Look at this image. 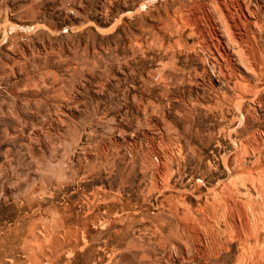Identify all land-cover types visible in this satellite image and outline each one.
<instances>
[{
    "label": "rangeland",
    "instance_id": "rangeland-1",
    "mask_svg": "<svg viewBox=\"0 0 264 264\" xmlns=\"http://www.w3.org/2000/svg\"><path fill=\"white\" fill-rule=\"evenodd\" d=\"M263 58L264 0H0V264H203L214 241L235 264L264 190L223 159L241 147L252 166L260 150L263 171ZM201 180L236 188L199 243L184 220L189 207L200 225L198 201L181 199Z\"/></svg>",
    "mask_w": 264,
    "mask_h": 264
},
{
    "label": "bare ground",
    "instance_id": "bare-ground-1",
    "mask_svg": "<svg viewBox=\"0 0 264 264\" xmlns=\"http://www.w3.org/2000/svg\"><path fill=\"white\" fill-rule=\"evenodd\" d=\"M224 5V4H223ZM232 16V15H231ZM232 18V17H231ZM245 18H246V16H245ZM234 19V18H233ZM237 19V18H236ZM248 19V18H247ZM196 23L198 22L197 20L195 21ZM234 22H238V21H234ZM195 23V24H196ZM199 23V22H198ZM197 25H199V24H197ZM197 28H199V27H197ZM237 28V27H236ZM200 29V28H199ZM201 29H202V27H201ZM234 29V28H233ZM241 29V28H240ZM248 29V28H247ZM203 30V29H202ZM206 31V30H205ZM205 31H204V34H205V36H206V33H205ZM241 31V30H240ZM243 31V30H242ZM202 32V31H201ZM200 32V33H201ZM234 32H236V29H235V31ZM218 33V32H217ZM240 32L238 31L237 32V34H239ZM202 34H203V32H202ZM210 34H212V33H210ZM232 34V33H231ZM236 34V35H237ZM241 35V34H240ZM233 36V35H232ZM244 36V35H243ZM250 36V35H249ZM207 37H208V34H207ZM236 37V36H235ZM246 39L248 38V37H245ZM209 39V38H208ZM231 39V38H230ZM251 40H253L252 38H251ZM231 41H233V39L231 40ZM246 42H248V41H246ZM250 42V41H249ZM252 42V41H251ZM250 44V43H249ZM252 44V43H251ZM254 44V43H253ZM253 44H252V46H253ZM248 45V44H247ZM249 46V45H248ZM253 49V48H252ZM251 49V50H252ZM258 50V49H257ZM264 59V58H263ZM221 68H223V67H221ZM207 69V68H206ZM205 69V70H206ZM208 70V69H207ZM223 70H225V68L224 69H222L221 70V72L223 71ZM226 73H227V71H225ZM225 73V74H226ZM228 75H229V73H227ZM226 74V75H227ZM253 73H251V75H252ZM225 75V76H226ZM228 77V76H227ZM231 76H229V78H230ZM227 80V79H226ZM229 80V79H228ZM238 83H237V85H240V82L239 81H237ZM242 86H244L243 87V89H244V91H245V89L247 90V89H250V87L249 88H247L245 85H243V84H241ZM248 86V85H247ZM238 87V86H237ZM239 88L240 89H242L240 86H239ZM243 89H242V91H243ZM215 90V89H214ZM253 90V89H252ZM259 90V89H258ZM239 91V90H238ZM243 91V92H244ZM249 90H247V92H248ZM251 91V90H250ZM255 91V90H254ZM253 91V92H254ZM261 91V90H260ZM251 93V92H250ZM255 93V92H254ZM258 94V93H257ZM257 94H256V97H257ZM240 95V94H239ZM239 104H241V103H239ZM241 106V105H240ZM242 108V107H241ZM235 132V131H234ZM235 134H238V133H235ZM231 135H232V133H231ZM258 135V134H257ZM261 137H262V135H261ZM256 140H258V138L259 137H257L256 136ZM254 139V138H253ZM242 140V139H241ZM262 140V139H261ZM238 141H240V140H238ZM255 141V140H254ZM241 142V141H240ZM258 142V141H257ZM260 142H264V141H260ZM260 142H258V143H260ZM242 143V142H241ZM245 143V142H244ZM246 144V143H245ZM247 145V144H246ZM260 145H261V143H260ZM260 145H258L257 144V146H259L260 147ZM242 146H243V144H242ZM251 146V145H250ZM250 146H249V150L251 149L250 148ZM253 146V145H252ZM257 146H255V147H257ZM262 146V145H261ZM264 146V145H263ZM244 148H245V146H244ZM262 148V147H261ZM246 149V148H245ZM252 149H253V147H252ZM251 149V150H252ZM257 149H259L258 147L257 148H255L254 150H257ZM264 149V148H263ZM262 149V150H263ZM170 150V149H169ZM175 150V152H178V151H176V149H174ZM248 150V149H247ZM171 151V150H170ZM155 152V151H154ZM184 152H185V148L184 147H182L181 149H180V153H179V156H180V159L178 160L177 158V155H175V154H173V155H175L177 158H175V159H177L178 161H179V163H178V172H179V176H180V178H181V180H182V184H184V180H183V175H182V169L183 168H185L186 166V160H187V158H186V156H185V154H184ZM236 152V151H235ZM249 152V151H248ZM248 152H244L243 151V149L240 147V149L239 150H237V152L235 153V157L232 159V160H230V159H228L227 160V157L225 158V159H223V164H224V167H225V169L227 170V173L228 174H231L232 175V173L234 174V173H239V172H241V174H239L240 175V178H241V180H240V178H238L239 180H240V186L242 187V188H245V189H247L248 187L247 186H251L252 188H255V191L257 190L258 192H256V193H262L263 192V190H264V179L262 178V176L264 177V168H263V171H260L259 169H260V167H261V164H260V162L262 161V153H261V151L259 150V151H257V154H259V157H256L257 159L255 160V162L253 163V165L252 166H249L248 165V163H247V161L245 160L246 159V155L245 154H247ZM256 152V151H255ZM255 152H253V153H255ZM166 153H167V151H166ZM169 153V152H168ZM167 153V154H168ZM172 153V152H171ZM250 153V152H249ZM163 155H164V153H162ZM251 154H252V152L250 153V155L249 156H251ZM256 154V153H255ZM263 154H264V152H263ZM173 155H171L172 157H173ZM245 155V156H244ZM248 155V154H247ZM254 155V154H253ZM156 156V155H155ZM161 156V155H160ZM162 157V156H161ZM166 157V156H165ZM170 157V156H169ZM161 159V158H160ZM174 159V160H175ZM250 159V158H249ZM164 160H165V158H164ZM253 160V159H252ZM264 160V159H263ZM163 161V160H162ZM178 161H176V162H178ZM164 163H165V161H163ZM175 162V161H174ZM249 162V161H248ZM166 164V163H165ZM167 164H169V162L167 163ZM172 163H170V165H171ZM262 164H264V163H262ZM162 165V164H161ZM185 167H184V166ZM264 166V165H263ZM262 166V167H263ZM163 168H165V167H163ZM172 168V167H171ZM159 169V168H158ZM157 169V170H158ZM173 169V168H172ZM171 169V170H172ZM260 171V172H256V171ZM262 170V169H261ZM159 171V170H158ZM161 171V170H160ZM163 171V170H162ZM161 171V172H162ZM169 169H168V173H169ZM157 172V171H156ZM172 172V171H171ZM170 172V173H171ZM168 173H166V174H168ZM242 173H244V176L243 177H241V175H242ZM157 174V173H156ZM159 174V173H158ZM176 175L175 174V172L174 173H172V176H174V175ZM160 175V174H159ZM165 175V174H164ZM257 175V176H256ZM162 177H164L163 176V173H162V175H161ZM167 176V175H166ZM170 176V175H169ZM154 177V176H153ZM156 177V176H155ZM155 177H154V179H155ZM170 178H171V176H170ZM174 178V177H173ZM156 179L157 180H159L157 177H156ZM160 180H162V178L160 179ZM164 180H166L165 179V177H164ZM167 180H168V177H167ZM156 181V180H155ZM155 181H154V183H155ZM163 181V180H162ZM174 181V180H173ZM159 182V181H158ZM235 181H233V183H234ZM237 182V181H236ZM160 183V185H161V189L163 188H165L166 189V191L169 189H167L166 187H168V186H170V183L169 182H166V183H163V184H161V181L159 182ZM231 183V182H230ZM156 184V183H155ZM196 184V186H195V190L194 191H190V192H188L189 190H187V192L186 193H184V195H185V197L184 198H182L181 199V201L184 203L185 201H186V199H196L197 201H198V204L197 203H195V204H193L194 206L197 204V206H198V208H197V211L199 212L198 214H200L201 216H202V219H200L199 220V224L200 225H196V217H193V215H192V212H191V210H190V208L188 207V209H186L185 208V206H184V208L187 210V212H186V214L184 215V214H182V215H184V220H185V222H187V227H188V229H190L191 231H193L194 232V234L196 233V239H195V241H197V242H199L200 243V235H198V234H200L199 232V228H202V227H200L201 226V224L203 225V223H200V221L202 222V220L203 221H205V222H214L213 220H212V218L209 216V213H210V211L212 210L213 211V213H215L216 214V210H215V208H216V206H220L222 203H221V201H223V200H225L227 203H224V204H229L230 205V203H232L233 202V187H234V190H235V188H236V186H233V184H224L223 186H222V188L220 187L219 189H216V188H214V189H210V188H208L209 187V181H206V180H201V181H199L198 183H195ZM219 184H220V182H219ZM223 184V183H222ZM239 184V183H238ZM158 184H156L155 186H157ZM234 185H236V183L234 184ZM154 186V189H156V187ZM159 186V185H158ZM182 186V185H181ZM216 186V185H215ZM221 186V185H220ZM239 186V185H238ZM237 186V187H238ZM152 187V186H151ZM173 187V186H172ZM218 187V186H217ZM182 188V187H181ZM180 188V189H181ZM239 188V187H238ZM241 188V189H242ZM251 188V189H252ZM173 189V188H172ZM179 189V190H180ZM171 190V189H170ZM192 190V189H191ZM204 190H207V195L206 196H209L210 195V198L209 197H205L204 195H203V193H204ZM239 190V189H238ZM248 190V189H247ZM253 190V189H252ZM163 191V190H162ZM161 190H160V197L161 198H166L165 197V194H164V191L162 192ZM173 191H174V189H173ZM181 191V190H180ZM179 191V192H180ZM184 191V190H183ZM186 191V190H185ZM249 191V190H248ZM251 191V190H250ZM170 192V191H169ZM177 191H175V193H176ZM238 192V191H237ZM240 192V191H239ZM238 192V193H239ZM168 193V192H167ZM237 193V195L239 196V194ZM246 193V192H245ZM248 193V192H247ZM254 193V192H253ZM242 194V193H241ZM240 194V196L241 197H244V195L242 196ZM250 194V193H249ZM157 195V194H156ZM167 195V194H166ZM172 195V194H171ZM170 195V196H171ZM179 195V194H178ZM182 195V194H181ZM247 195V194H246ZM250 195H253L252 193L250 194ZM259 195V194H258ZM261 195V194H260ZM148 196H149V194H148ZM169 196V195H168ZM169 196V197H170ZM173 196V195H172ZM171 196V197H172ZM248 196V195H247ZM246 196V197H247ZM257 196V195H256ZM249 197V196H248ZM255 197V196H254ZM254 197H252V198H254ZM175 198V197H174ZM235 198V197H234ZM236 198H238V197H236ZM235 198V199H236ZM252 198H250L251 200H253ZM262 198V197H261ZM166 199H169V198H166ZM172 198H170V200H171ZM235 199H234V203L236 204L237 202H235ZM239 199V198H238ZM241 199V198H240ZM249 199V198H248ZM247 199V200H248ZM256 199L258 200V198L256 197ZM178 200V199H177ZM257 200H254L255 202L257 201ZM261 199H259V201H260ZM264 200V199H263ZM238 201V200H237ZM166 202V201H165ZM188 202V201H187ZM186 202V203H187ZM224 202V201H223ZM241 202V201H240ZM251 202V201H250ZM262 202H264V201H262ZM238 203H239V201H238ZM247 203V202H246ZM259 203H261V202H259ZM157 204L158 205H156L157 207H158V209H159V213L158 214H156V217L159 219V221H162L163 222V216H164V202L163 201H160V200H157ZM180 204H182L181 202H180ZM180 204H178L176 201H172L171 203H170V211L173 213V215H175L177 218H179V215H180V213H179V206H180ZM188 204V203H187ZM243 204V203H242ZM241 204V205H242ZM248 204V203H247ZM252 204V203H251ZM254 204H256V203H254ZM253 204V205H254ZM192 205V204H191ZM190 205V206H191ZM240 205V204H239ZM244 205V204H243ZM243 205L241 206V207H243ZM250 205V204H249ZM248 205V206H249ZM259 205V204H258ZM232 206V205H231ZM257 205H255L254 206V208L256 207ZM260 206V205H259ZM181 207H182V205H181ZM187 207V206H186ZM230 207V206H229ZM236 208H237V206H235ZM234 207V208H235ZM239 207V206H238ZM261 207V206H260ZM166 208V207H165ZM219 208L220 207H218L217 209L219 210ZM221 208H223L224 209V211H226L227 210V207L225 206V207H223V206H221ZM225 208H226V210H225ZM233 208V207H232ZM258 208V207H257ZM229 209V208H228ZM238 209V208H237ZM240 210H241V208H239ZM247 209H250V207L248 208L247 207ZM247 209L245 210V213H246V211H247ZM261 209H262V207H261ZM231 210V209H230ZM253 210V209H252ZM255 210H256V212L258 211L256 208H255ZM254 210V211H255ZM263 210H264V203H263ZM262 210V211H263ZM180 211H181V209H180ZM232 211V210H231ZM231 211L230 212H228V213H231ZM235 211H236V209H235ZM235 211H232L233 213L235 212ZM244 211V210H243ZM220 212H221V210H220ZM220 212H218V214L220 213ZM238 212V211H237ZM239 212H242V210L241 211H239ZM171 213V214H172ZM184 213V212H183ZM225 212H222L221 214H224ZM232 213V214H233ZM245 213H243L242 212V214H243V226H244V229H245V232H244V230L243 231H240L239 232V234H238V236H236V235H234L235 234V232H233L232 234L234 235V236H236L234 239H236L237 240V237H238V241L240 242V244L241 245H243L242 247H244L243 249H244V251L242 252V254L240 255L239 254V256H237V259H236V262H235V264H264V229L263 228H261L260 227V223L259 222H261L263 219H261V220H259L258 221V219L256 218L255 219V221L253 220V219H251L252 221H254L253 223H249L250 221L248 220V219H250V218H247L248 217V215H244ZM250 213V212H249ZM253 213V212H252ZM262 213V212H261ZM197 214V215H198ZM221 214H220V216H221ZM226 214V213H225ZM224 214V215H225ZM235 214H238V213H234V215ZM248 214V213H247ZM258 214V213H257ZM173 215H172V217H173ZM196 215V214H195ZM194 215V216H195ZM230 215V214H229ZM262 215V217H263V215L264 214H261ZM167 216V215H166ZM223 216V215H222ZM232 216V215H231ZM258 215H256L255 217H257ZM200 217V216H199ZM214 217H216V216H214ZM218 217V216H217ZM230 217V216H229ZM235 217V216H234ZM233 217V218H234ZM251 218L253 217V216H250ZM258 217H260V215L258 216ZM175 218V217H174ZM227 218V217H226ZM240 218V217H239ZM254 218V217H253ZM261 218V217H260ZM221 219V218H220ZM227 219H229V218H227ZM173 220V219H172ZM171 220V221H172ZM180 220V219H179ZM234 220H236V223H234V221H232L233 223H234V225L236 226L237 225V219L235 218ZM241 220V219H240ZM239 220V221H240ZM178 221V220H177ZM217 221V220H216ZM228 221H231V219H229ZM223 222V221H222ZM224 222H226L225 221V219H224ZM218 223V222H217ZM227 223H229V222H227ZM231 223V222H230ZM242 223V222H241ZM264 221H262L261 222V224L264 226ZM208 224V223H207ZM226 223H224V225H225ZM239 224V223H238ZM180 225V224H179ZM178 225V226H179ZM213 225V224H212ZM223 225V224H222ZM228 226H229V224H227ZM242 225V224H241ZM156 226V225H155ZM177 226V227H178ZM203 226H205L204 228H206V225H203ZM215 226V225H214ZM213 226V227H214ZM217 226V225H216ZM227 226V227H228ZM231 226V225H230ZM238 226V225H237ZM236 226V227H237ZM242 226V227H243ZM166 227V226H165ZM198 228V231H197V228ZM212 227V226H211ZM218 227V226H217ZM239 227V226H238ZM238 227L237 228H235L236 230L238 229ZM242 227H239V228H242ZM179 228V227H178ZM207 228H209L210 229V227H207ZM216 228V227H215ZM214 228V229H215ZM220 228V227H219ZM229 228H231V227H229ZM234 228V227H233ZM211 229H213V228H211ZM213 229V230H214ZM221 229V228H220ZM235 229H233V231L235 230ZM243 229V228H242ZM156 230V229H155ZM178 230V229H177ZM189 230V231H190ZM202 230V229H201ZM204 230V229H203ZM202 230V231H203ZM207 230V229H206ZM205 230V233L207 232ZM222 230V229H221ZM225 230V229H224ZM228 230V229H227ZM229 230H231V229H229ZM235 230V231H236ZM239 230V229H238ZM241 230V229H240ZM160 231H163V226L160 228ZM159 231V232H160ZM179 231V230H178ZM177 231V232H178ZM189 231H188V233H189ZM174 232V231H173ZM183 232H184V229H183ZM222 232H224V231H222ZM232 232V231H231ZM243 232V233H242ZM172 233V232H171ZM188 233H187V235H188ZM201 233H204V232H201ZM245 233V234H244ZM158 234V233H157ZM206 234H208V233H206ZM205 234V235H206ZM211 234V233H210ZM225 234V233H224ZM231 234V235H232ZM243 234V235H242ZM163 235V234H162ZM175 235V234H174ZM173 235V236H174ZM178 235H179V232H178ZM177 234L175 235V236H178ZM181 235V234H180ZM185 235V234H184ZM190 235H191V233H190ZM216 235V234H215ZM226 235V234H225ZM233 235H232V237H233ZM174 236V237H175ZM183 236V235H182ZM204 236V235H203ZM206 236H208V235H206ZM221 236H223V235H221ZM181 237V236H180ZM184 238H185V236H183ZM187 237V236H186ZM191 237V236H190ZM212 238H213V236H211ZM216 237V236H215ZM217 237H218V235H217ZM216 237V238H217ZM220 237V236H219ZM224 237V236H223ZM226 237V236H225ZM231 237V238H232ZM192 239H191V241L194 239L193 237H191ZM202 238V237H201ZM204 238V237H203ZM206 238H208V237H206ZM228 238V237H227ZM231 238H230V240H231ZM177 239V238H176ZM214 239V238H213ZM221 239V238H220ZM220 239H217L218 241L220 240ZM225 239V238H224ZM223 239V240H224ZM204 240V239H203ZM208 240V239H207ZM212 240V239H211ZM215 240V239H214ZM182 241H183V239H182ZM191 241H189V242H191ZM195 241H193V244H194V242ZM217 241V242H218ZM232 241H233V238H232ZM189 242H188V244H189ZM208 242H209V240H208ZM223 242V241H222ZM225 242V241H224ZM182 243V242H181ZM192 243V242H191ZM204 243V242H203ZM213 243V242H212ZM212 243L211 244H208V245H212ZM220 244H222V243H220L219 242V244H215V241H214V255L212 256V255H210L212 258L211 259H209V260H206L203 264H233V262L235 261V255H234V251H233V248L232 247H230V246H224V245H220ZM208 245L206 246V248L208 247ZM226 245V244H225ZM240 245V246H241ZM176 247V246H175ZM178 247V246H177ZM192 247H194V246H192ZM198 247H200V246H198ZM196 248V247H195ZM202 248H203V246H202ZM212 248V247H211ZM241 248V247H240ZM180 249V248H179ZM178 249V250H179ZM205 249V248H204ZM208 249V248H207ZM206 249V250H207ZM242 249V250H243ZM183 250V249H182ZM190 250V249H189ZM208 250H211L210 249V247H209V249ZM195 251V250H194ZM201 251H203V249L201 250ZM175 252H176V250H175ZM182 252H184V251H182ZM199 252V251H198ZM205 252V251H204ZM210 252V251H209ZM177 253V252H176ZM192 253V252H191ZM203 253V252H202ZM208 253V252H207ZM183 254H185V253H183ZM182 254V255H183ZM193 255H194V253H192ZM198 254V253H197ZM210 254H212V250H211V252H210ZM189 255V254H188ZM200 256V255H199ZM187 257V256H186ZM209 257V256H208ZM204 259L205 258H207V256H205V257H203ZM194 259V258H193ZM203 259V260H204ZM183 260V259H182ZM185 261V260H184ZM188 261V260H187ZM192 261V260H191ZM199 261V260H198ZM194 264V263H193Z\"/></svg>",
    "mask_w": 264,
    "mask_h": 264
},
{
    "label": "crops",
    "instance_id": "crops-1",
    "mask_svg": "<svg viewBox=\"0 0 264 264\" xmlns=\"http://www.w3.org/2000/svg\"><path fill=\"white\" fill-rule=\"evenodd\" d=\"M234 18V19H233ZM237 17H234V16H232V18H231V22L233 23V25L231 26L232 28L231 29H233L234 28V30L236 29V32H235V34H237V32L239 31L240 33L239 34H237V35H240V36H243L244 34H243V31L242 30H244V28H243V26H242V23H240V21H239V19L237 18ZM238 21V22H234V21ZM237 27V28H236ZM241 28V29H240ZM241 30V31H240Z\"/></svg>",
    "mask_w": 264,
    "mask_h": 264
}]
</instances>
